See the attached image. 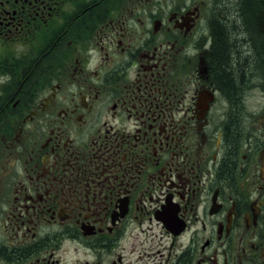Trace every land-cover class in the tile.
Segmentation results:
<instances>
[{"label":"flooded vegetation","instance_id":"1","mask_svg":"<svg viewBox=\"0 0 264 264\" xmlns=\"http://www.w3.org/2000/svg\"><path fill=\"white\" fill-rule=\"evenodd\" d=\"M230 6L0 0V264H264V75L223 90Z\"/></svg>","mask_w":264,"mask_h":264},{"label":"trees","instance_id":"2","mask_svg":"<svg viewBox=\"0 0 264 264\" xmlns=\"http://www.w3.org/2000/svg\"><path fill=\"white\" fill-rule=\"evenodd\" d=\"M260 1L264 3V0H239L241 19L244 18L243 12L251 13L254 6ZM94 16L95 14L92 15V17ZM231 16L235 17L232 13ZM235 32H237V36L245 33L241 29V26L235 27ZM215 34L217 38L215 57L220 64L217 72L220 73L219 77L222 81L224 92L233 95L237 90L234 83L238 80V73L253 71L259 62H262L264 66V40L257 42L246 39V37H241L240 39L239 37L235 38L223 28H217ZM228 137L230 139V135Z\"/></svg>","mask_w":264,"mask_h":264},{"label":"bare ground","instance_id":"3","mask_svg":"<svg viewBox=\"0 0 264 264\" xmlns=\"http://www.w3.org/2000/svg\"><path fill=\"white\" fill-rule=\"evenodd\" d=\"M257 3L251 13H244V18L241 19V15L235 14V17L233 20H228L231 14H228L227 17L221 16L220 19H214L213 15H211V24L214 25L215 20L218 21L215 26L213 27V30L217 28H223L228 34L233 35V37H249L248 39H251L253 41L262 42L264 40V3ZM230 8H237L238 10H241V7L239 5V0H230ZM221 22V23H220ZM241 24V25H238ZM241 26V29L245 31V33H242L241 36H237L235 32V27ZM214 38L216 37V34H213ZM208 42V40L206 39ZM217 46V38H216V44H215V50ZM258 66L253 71H243L242 73H238V80L239 83L242 85V87H248L252 86V94L253 98H257L258 95V88L260 85L259 79L264 75V66L262 65V62H259L257 64ZM255 91V93H254Z\"/></svg>","mask_w":264,"mask_h":264},{"label":"rangeland","instance_id":"4","mask_svg":"<svg viewBox=\"0 0 264 264\" xmlns=\"http://www.w3.org/2000/svg\"><path fill=\"white\" fill-rule=\"evenodd\" d=\"M233 19H234V17L233 16H230L228 20H233ZM254 93H255V91H254Z\"/></svg>","mask_w":264,"mask_h":264}]
</instances>
